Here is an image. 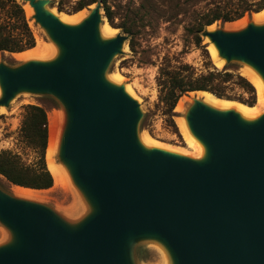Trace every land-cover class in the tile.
I'll use <instances>...</instances> for the list:
<instances>
[{
	"label": "water",
	"instance_id": "water-1",
	"mask_svg": "<svg viewBox=\"0 0 264 264\" xmlns=\"http://www.w3.org/2000/svg\"><path fill=\"white\" fill-rule=\"evenodd\" d=\"M57 47L50 60L0 63V106L18 93L50 95L64 110L58 164L89 206L76 223L0 186V223L9 239L0 264H138L136 247L158 242L170 264H264V113L243 120L193 97L182 118L205 147L194 158L139 142V103L107 80L128 39L100 35L102 3L75 25L52 0H20ZM58 10V9H57ZM104 13V11H103ZM225 63L264 79V24L201 31Z\"/></svg>",
	"mask_w": 264,
	"mask_h": 264
},
{
	"label": "rangeland",
	"instance_id": "rangeland-1",
	"mask_svg": "<svg viewBox=\"0 0 264 264\" xmlns=\"http://www.w3.org/2000/svg\"><path fill=\"white\" fill-rule=\"evenodd\" d=\"M16 1L22 4L20 0ZM77 1L52 0L51 5H54L56 9L60 6L62 11H59L68 17L74 16L76 13L88 14L93 3L74 12L73 8ZM107 4L113 11L114 23L127 26L130 32H125L122 27H113L107 21L111 28L116 29L114 34L123 32L128 36V39L123 45L122 52L112 58L106 72L107 74L116 72L117 76L122 78L120 83L130 87L134 95L133 98L139 103L142 117L138 125V133L144 131L148 139L173 148L190 151L180 119L190 100L199 96L195 91L184 93L179 98L187 100L183 111L179 112L174 108L173 115H169L163 103L159 101L160 86L157 81L159 68L165 64L174 65L182 61L192 65L197 72L205 71L207 67L213 66L219 70L225 68L227 71L237 72L243 76L242 70L246 67L244 63L232 60L228 63L224 61L222 67L217 66L208 49V39L200 32L201 41L197 44L195 37L187 30L193 22L208 13L224 8H227L228 11L230 0H107ZM10 10L9 0H0V23L6 25L8 29L12 28V24H17V19L10 15ZM254 13H245L243 17L233 21L219 19L209 26L234 30L239 22L252 20ZM102 14L103 18L107 20L103 11ZM24 16L35 38V45L23 51L34 50L37 43L42 44V42L37 39V32L25 12ZM11 30L16 32L17 29ZM38 35L45 43H51L44 34ZM129 39L132 48L129 46ZM23 51H0V63L11 67L18 66L24 61L23 53H21ZM235 90L237 94H242L240 89ZM257 98L258 94L256 93V101L252 106L256 104ZM219 99L249 106L237 100ZM26 104L40 105L46 110L48 137H52L53 134L52 112H55L56 117L57 140L60 137L65 117L62 105L50 95L22 92L16 94L8 106H0V151L9 150L18 154L24 162L31 163L35 159V152L24 141L20 132L23 106ZM54 160L56 163L58 162L56 152ZM54 184L48 189L41 190L39 199L35 200L49 206L70 223L78 222L89 213L87 202L72 183L66 188ZM0 186L9 193H13L12 184L1 175ZM8 239L9 232L0 223V244L7 242ZM136 252L138 264H170L167 252L156 241L144 240L137 245Z\"/></svg>",
	"mask_w": 264,
	"mask_h": 264
},
{
	"label": "trees",
	"instance_id": "trees-1",
	"mask_svg": "<svg viewBox=\"0 0 264 264\" xmlns=\"http://www.w3.org/2000/svg\"><path fill=\"white\" fill-rule=\"evenodd\" d=\"M100 1L108 23L113 27H122L125 32L130 29L125 25L114 23V15L107 0H78L73 11H78L86 6ZM187 1V0H185ZM10 15L17 19V24H12V32L6 25L0 23V51L20 52L35 45V38L27 25L22 4L16 0H9ZM264 7V0H230V8H224L204 15L187 28L195 37V43H200L199 33L216 20L233 21L243 17L245 13L258 12ZM58 10L62 8L58 6ZM16 25V26H15ZM13 30V31H14ZM132 48L131 40L128 41ZM160 86L159 101L163 103L169 115L178 99L188 91L205 90L218 98L237 100L252 106L256 101L255 88L251 82L237 72L219 70L207 67L205 71L197 72L195 68L186 63L165 64L160 66L158 77ZM235 89H240L242 94H237ZM246 94V97L244 95ZM20 132L24 141L35 152V159L31 163L24 162L21 157L9 150L0 151V175L13 185L31 189H48L53 185V176L45 162V149L48 137L46 110L36 104L23 106Z\"/></svg>",
	"mask_w": 264,
	"mask_h": 264
},
{
	"label": "bare ground",
	"instance_id": "bare-ground-1",
	"mask_svg": "<svg viewBox=\"0 0 264 264\" xmlns=\"http://www.w3.org/2000/svg\"><path fill=\"white\" fill-rule=\"evenodd\" d=\"M22 7L24 9V12L27 17L31 19V25L35 28V31L37 32V39L42 42V44L37 43V46L34 50H28V51H23V60L28 61V60H39V61H46L53 59L58 52L57 47L51 42L50 44L45 43L43 40H41L40 36L38 34H44L45 31L34 22V19L32 17L34 11L32 6L28 2H21ZM49 10L53 13H55L59 19L65 23V24H70V25H75L78 24L83 20L85 17V14L81 13H76L74 16H66L63 13H61L59 10L55 8L54 5L50 6ZM252 21L255 24H264V7L253 14ZM246 22L245 20L239 22V24L236 25V29H239L243 26H245ZM208 29H213L212 26L208 25ZM100 35L102 37H110L116 32V29L111 28L107 24V20L103 19V22L100 25ZM208 49L211 52V57L212 59L215 60V63L217 66L222 67L224 64V58L219 56L218 50L216 46L214 45L213 42H210L208 45ZM242 74L244 77L249 79L251 81V84L254 86L256 93L258 94L257 102L254 106H246L241 103H236L234 101H227V100H222L213 95L212 93L205 91V90H195L197 95L202 99L203 103L206 105L218 109V110H226V109H234L235 112L239 114V116L245 120V121H252L256 120L261 116L262 113H264V79L262 76L253 68L250 66H246L242 70ZM106 78L108 81L115 83V84H121L122 78L117 76L116 72L110 73L106 75ZM124 90L126 93H128L130 96L134 97L130 87L128 85L124 86ZM0 93H1V88H0ZM187 100L184 99H179L175 105L174 108L175 110L181 112L185 108V103ZM53 114V134L52 137L49 136L47 139V145L45 149V160H46V166L50 173L53 176V183L57 185H61V188H66L69 184H71V180L69 177V173L67 169L62 165L58 164L54 160V155L55 152L57 151V136H56V117H55V112H52ZM180 124L182 126L183 133L185 135V138L187 140V145L190 151H186L185 149H178V148H173L167 145H164L161 142H157L154 140H151L150 138L148 139L144 133V131L139 133V142L145 146V147H157L161 149H165L174 153L182 154V155H187L190 157L194 158H201L205 156V147L203 143L196 138L193 133L190 131L187 121L184 118L180 119ZM2 177V176H1ZM54 184V185H55ZM12 192L15 196L21 197V198H26V199H39V192L41 190L45 189H31L27 187H22L18 185H13L12 184Z\"/></svg>",
	"mask_w": 264,
	"mask_h": 264
}]
</instances>
